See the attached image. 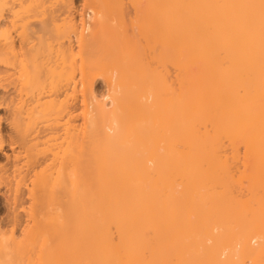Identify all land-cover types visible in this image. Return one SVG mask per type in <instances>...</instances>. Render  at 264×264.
I'll return each instance as SVG.
<instances>
[{
	"label": "bare ground",
	"instance_id": "6f19581e",
	"mask_svg": "<svg viewBox=\"0 0 264 264\" xmlns=\"http://www.w3.org/2000/svg\"><path fill=\"white\" fill-rule=\"evenodd\" d=\"M72 2L0 0V264H264V0Z\"/></svg>",
	"mask_w": 264,
	"mask_h": 264
},
{
	"label": "rangeland",
	"instance_id": "374dc122",
	"mask_svg": "<svg viewBox=\"0 0 264 264\" xmlns=\"http://www.w3.org/2000/svg\"><path fill=\"white\" fill-rule=\"evenodd\" d=\"M73 5L75 6V7H79L80 6V4H81V0H73ZM94 89H95V91H99V90H103V88H104V86H103V84L98 80V81H96L95 83H94ZM8 90V92H10V91H12L11 90V88H10V86H8V87H6L5 89L2 87V86H0V95H1V92L4 90V92H5V90ZM4 92H2V93H4ZM8 92H6V94L8 93ZM4 110V111H3ZM4 112V113H3ZM0 114H1V116L3 117V119L1 120L2 122V128H3V130L4 131H6V130H8V129H6L8 126H7V121L4 119L5 118V115H6V113H5V109L4 108H2V109H0ZM5 120V121H4ZM7 126V127H6ZM7 132V131H6ZM7 149V148H6ZM8 151V150H7ZM3 190V189H2ZM2 190L0 191V193L2 192ZM3 193V192H2ZM3 195H5V194H3ZM3 195L1 194L0 195V214L5 218V211H4V207H3ZM6 196V195H5ZM4 196V197H5ZM2 197V198H1ZM243 198V197H242ZM2 205V206H1ZM3 213V214H2ZM2 217L0 216V219H1ZM3 219V218H2Z\"/></svg>",
	"mask_w": 264,
	"mask_h": 264
}]
</instances>
